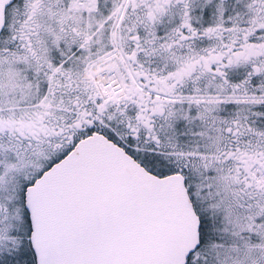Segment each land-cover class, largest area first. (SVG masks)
I'll list each match as a JSON object with an SVG mask.
<instances>
[{
	"label": "snow or ice",
	"instance_id": "6c2138e0",
	"mask_svg": "<svg viewBox=\"0 0 264 264\" xmlns=\"http://www.w3.org/2000/svg\"><path fill=\"white\" fill-rule=\"evenodd\" d=\"M0 264H264V0H0Z\"/></svg>",
	"mask_w": 264,
	"mask_h": 264
},
{
	"label": "clouds",
	"instance_id": "9594fccd",
	"mask_svg": "<svg viewBox=\"0 0 264 264\" xmlns=\"http://www.w3.org/2000/svg\"><path fill=\"white\" fill-rule=\"evenodd\" d=\"M101 71H103V69L100 68V67H97V69L95 70V72L93 73V75H94L97 79H99V73H100ZM85 78H86V79H91L92 77H85Z\"/></svg>",
	"mask_w": 264,
	"mask_h": 264
}]
</instances>
